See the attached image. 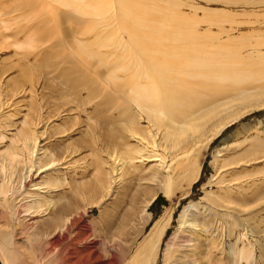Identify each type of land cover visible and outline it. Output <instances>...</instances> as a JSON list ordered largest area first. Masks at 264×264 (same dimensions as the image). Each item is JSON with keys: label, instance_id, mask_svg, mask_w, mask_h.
<instances>
[{"label": "bare ground", "instance_id": "bare-ground-1", "mask_svg": "<svg viewBox=\"0 0 264 264\" xmlns=\"http://www.w3.org/2000/svg\"><path fill=\"white\" fill-rule=\"evenodd\" d=\"M50 1L66 10L57 17H65L69 29L56 38L66 66L58 80L48 79V94L25 109L19 126L16 120L3 122L12 96L0 101V149L7 143L0 150V257L6 264L100 261L93 242L81 247L84 230L90 231L83 217L87 198L122 180L128 189L158 185L169 197L188 170L196 171L192 175L197 180L201 149L245 115L264 109V54L244 56L248 45L242 39L209 46L197 32V24L220 26L221 19L193 20L170 0ZM22 91L36 93L34 86ZM64 116L69 121L56 124ZM78 130L81 136L75 139ZM255 139L227 163L263 159L264 139ZM78 146L88 148L91 162L82 165ZM220 146L217 155L223 151ZM168 157L175 163L169 164ZM54 171H71L72 177L47 179ZM67 192L70 202L65 201ZM156 193L142 210L147 222ZM197 207L192 202L182 211L161 264H211L209 250L217 241L213 233L210 240L203 235L206 224L196 216ZM172 218V210H166L136 249L126 246V222L109 250L118 256L112 253L100 262L157 264ZM232 253L230 264L254 259L247 244Z\"/></svg>", "mask_w": 264, "mask_h": 264}, {"label": "rangeland", "instance_id": "rangeland-1", "mask_svg": "<svg viewBox=\"0 0 264 264\" xmlns=\"http://www.w3.org/2000/svg\"><path fill=\"white\" fill-rule=\"evenodd\" d=\"M170 1L175 3V6L180 3L181 12L193 20L204 19L207 16L222 20L220 26L208 22L197 24V32L205 36V44L230 45L242 39L248 45L243 50L244 56L256 58L257 55L264 54V46H258L259 41H264V0ZM166 8L172 7L167 4ZM59 11L63 13L66 10L52 4L50 0H0V101L6 100L10 95L13 98L12 105L10 103L11 106L3 110V113L10 111L7 113V119L3 120L5 124L16 120L15 124L19 126L24 118L23 113L27 111L25 109L39 95L48 94L49 91L44 89L48 79L58 80L56 75L66 66L61 62L64 54L58 50L61 48L56 38L59 40V34L63 35L61 33L69 29V24L64 22L65 17H57ZM220 32L224 34L219 37ZM254 43H257L255 47L252 46ZM55 50L58 51L54 53ZM52 64L56 69L50 73V69L53 70L50 67ZM32 86L36 90L33 96L30 92L22 91V88L29 90ZM67 121L69 120L64 116L56 121V124ZM238 130L239 135L232 139L231 136ZM80 136L81 132L78 130L73 138L77 139ZM255 138L264 139V109L253 110L245 115L227 127L207 148L201 149L197 160L200 168L197 180L194 179L196 175H192L196 171L187 169L188 171L175 181L169 197L164 195L158 185H152L154 186L152 189H145L135 184L132 189H128L124 180L114 183L110 190L99 188V196L87 198L83 205L84 221L90 231L84 230L81 247L87 249L93 242L96 252L102 257L100 261L110 259L112 253L118 256L117 251V253L109 251L117 244L112 238L118 229L129 221L125 234L126 246L132 245L133 249H136V244L142 240L145 231L150 229L153 222L166 210H172L171 226L166 231L161 244V255L157 260V264H161L166 243L179 227L178 219L182 211L190 203L195 202L198 204L196 216L201 223L206 224L203 225V235L210 240L209 234L213 233L217 241L209 250L208 260L211 264L212 262L230 264L232 250L242 248L245 244L254 251L251 264H264V158L232 165L227 163L248 148L250 141L256 140ZM240 142L242 143L239 144ZM220 144L223 151L217 155L216 149ZM4 146H7L6 142L0 150H4ZM78 147L80 151L77 156L81 159L82 165L91 162L88 148ZM170 157L169 164H174L175 161L172 162ZM103 158L107 159L106 156ZM51 177L63 182L65 178L71 179L72 172L54 171L47 179ZM85 179L89 180L90 177ZM190 180L193 184L188 187ZM154 191L157 193L148 206L147 212L149 211L151 217L147 222L142 210ZM71 199V193L67 192L65 201L70 202ZM241 234H244V237L239 239ZM199 239L200 244L204 246L205 239L202 237ZM204 247L207 248L206 245ZM100 261L97 259L87 263L85 260L83 264H107ZM50 262L58 264L54 259ZM0 264H6L1 257Z\"/></svg>", "mask_w": 264, "mask_h": 264}]
</instances>
